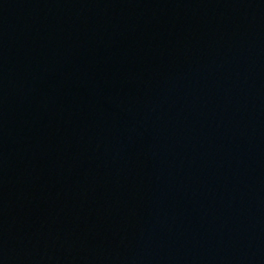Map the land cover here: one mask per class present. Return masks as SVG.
Instances as JSON below:
<instances>
[{"label": "water", "instance_id": "1", "mask_svg": "<svg viewBox=\"0 0 264 264\" xmlns=\"http://www.w3.org/2000/svg\"><path fill=\"white\" fill-rule=\"evenodd\" d=\"M0 264H264V0H0Z\"/></svg>", "mask_w": 264, "mask_h": 264}]
</instances>
